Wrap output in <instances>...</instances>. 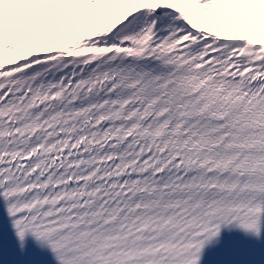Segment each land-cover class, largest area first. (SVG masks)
<instances>
[{
	"label": "snow or ice",
	"instance_id": "1",
	"mask_svg": "<svg viewBox=\"0 0 264 264\" xmlns=\"http://www.w3.org/2000/svg\"><path fill=\"white\" fill-rule=\"evenodd\" d=\"M0 200L57 264L258 239L264 0H0Z\"/></svg>",
	"mask_w": 264,
	"mask_h": 264
}]
</instances>
